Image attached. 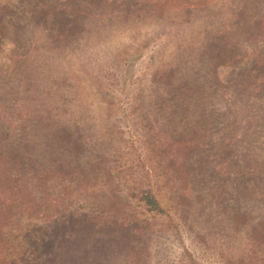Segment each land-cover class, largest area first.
<instances>
[{
    "label": "rangeland",
    "instance_id": "rangeland-1",
    "mask_svg": "<svg viewBox=\"0 0 264 264\" xmlns=\"http://www.w3.org/2000/svg\"><path fill=\"white\" fill-rule=\"evenodd\" d=\"M37 1L0 0L13 7L0 22V127L13 137L18 108L50 103L66 110L51 115L76 122L83 164L120 150L135 158L133 149H111L110 123L129 139L122 123L131 121L132 108L124 110L128 117L121 111L142 103L162 135L181 136L182 146L168 151L176 161L177 173H170L173 188L189 198L185 222L194 231L184 240L167 232L173 248L157 261L160 241H138L114 226L111 235H81L53 247L51 264H173L194 235L245 259L254 251L252 263L264 264L261 237L252 250L244 243L264 216V73L256 65L259 46L243 41L264 0H46L94 13L86 38L59 52L27 25ZM114 61L124 79L109 68ZM165 70H173L174 81L157 88L152 80L166 77ZM124 81L130 84L123 91L137 97L119 93ZM103 86L119 104L106 106ZM151 224L150 230L170 227L164 216Z\"/></svg>",
    "mask_w": 264,
    "mask_h": 264
},
{
    "label": "trees",
    "instance_id": "trees-1",
    "mask_svg": "<svg viewBox=\"0 0 264 264\" xmlns=\"http://www.w3.org/2000/svg\"><path fill=\"white\" fill-rule=\"evenodd\" d=\"M12 8L7 2H0V22ZM30 8L27 25L54 52L68 48L72 41L85 39L88 21L94 15L81 6L66 7L46 0L37 1ZM243 41L259 46L258 51L254 49L256 65L264 73V11L244 33ZM122 63L126 64V59ZM109 68L118 69L119 78L124 79L118 61ZM165 72L166 77L152 80L157 88L170 86L174 81L173 70ZM123 83L119 93L130 94V99L138 96L137 92H124L130 83ZM102 91L106 106L119 104L113 89L103 86ZM132 104L121 111L122 117H128L124 110L132 108L133 118L122 123L123 134L129 139H122V132L116 131L112 122L110 145L111 149H133L135 158L120 150L116 155L83 164L80 158L85 144L76 122L71 124L51 115L52 111L57 114L59 108L50 103L34 105L27 111L23 106L18 108L11 126L13 137L12 133L8 136L10 129L4 131L0 127V167L7 165L5 170L0 168V264H51L59 244L73 242L81 235H111L107 230L112 231L114 226L127 230L137 240L145 237L149 243L160 241L158 250L154 249L157 261H162L159 256L173 248L167 232L181 240L190 238L183 235L194 232L185 222L191 203L184 194L177 193L178 188H173L170 172L177 173L176 161L168 154L181 145V136L162 135L142 103ZM160 216L166 217L168 230H150L151 221ZM255 236L261 237L264 247V216L245 233L244 243L251 250L258 243ZM194 237L192 245L182 246V253L177 259L174 257L173 264H256L251 261L256 257L254 251L245 259L202 236ZM118 241L123 243L124 238ZM245 251L248 249L244 245L240 254Z\"/></svg>",
    "mask_w": 264,
    "mask_h": 264
}]
</instances>
